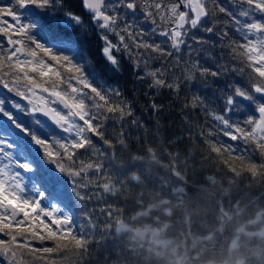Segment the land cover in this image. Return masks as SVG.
<instances>
[{
    "label": "snow or ice",
    "instance_id": "1",
    "mask_svg": "<svg viewBox=\"0 0 264 264\" xmlns=\"http://www.w3.org/2000/svg\"><path fill=\"white\" fill-rule=\"evenodd\" d=\"M231 2L236 6L235 12L220 6L218 0H81L82 8L90 16L89 23L70 11L65 0H8L7 4L0 0V35L4 37L0 40V86L27 102L21 104L0 98V256L8 264H57L53 257L58 258L60 253L70 250V246L77 250V255H81L80 250L86 252L91 230L96 225L88 219L86 208L82 210L86 224L74 225L69 203L72 199H91L86 192L91 186L102 187L104 193L113 194L120 192L117 183L126 186L124 180H114L107 173L104 182L91 178L104 172L105 160L112 159L92 137H98L104 145L114 149L112 141L105 138L108 114H114L111 118L118 123L132 114L121 99L119 85L113 86L102 78L81 45L82 40L91 38L93 29L103 41L102 56L110 69L117 73L121 71V62L114 52L125 53L133 59L136 68L140 67L141 57L147 65L149 60L174 54L179 66L182 47L187 46L186 80L195 79L197 72L201 77H221L229 71L243 74V68L230 69L219 61L217 70L213 71L200 65L199 60H193L194 55L207 52L203 45L209 43L203 37H197L193 30L215 33L220 38V46L231 49L232 59L246 57L248 66L260 82L251 84L252 91L234 83L229 85L232 92L224 94V112L212 115L216 125L207 133L216 140L208 139L207 143L217 156L226 152L242 165L246 164L252 177L261 175L264 161L259 165L253 162L252 153L258 149L264 156V102L255 96L260 94L264 99V0ZM214 8L231 17V24L226 21L223 28H218ZM257 14L261 19L256 18ZM206 18L211 26H205ZM143 23H150V30L141 27ZM229 26L243 43L231 39L226 42ZM66 30L73 34H67ZM189 33H192L190 39L200 47L194 48L188 43ZM110 35L116 37L115 43L109 39ZM156 35L165 37L166 41L156 43L152 39ZM166 42L167 48L164 46ZM146 75L152 78L150 87L166 86L179 90L178 83L166 84L160 68L148 71ZM249 80L252 81L253 77L249 76ZM236 97L251 102L258 116L234 120L229 113L239 112L244 107ZM202 104L201 97H193L191 107ZM152 106L156 109L155 103ZM12 110L29 117L43 114L65 135L42 136V121L34 119L31 123L35 127L27 125ZM132 124L136 125L137 121ZM221 134L230 141L239 140L246 145L254 143L256 148L246 150L237 144L224 143L219 139ZM120 135L118 143L126 146L123 133ZM148 151L150 160L134 155L131 162L144 161L150 172L152 163H159V160L151 148ZM224 163L229 164L228 161ZM229 168L237 176L241 174L231 164ZM174 175L177 182L185 181L180 171H175ZM126 179L141 185L151 177L142 172ZM209 180L215 183L212 177ZM167 183L163 181L160 187ZM172 192L184 214L188 217L197 214L184 199V187L174 186ZM144 195L141 189L138 205L143 204ZM169 203L168 199H162L160 207L164 209L161 214L171 217L173 212L167 208ZM230 205V201L228 205L219 201V207ZM153 210L158 211L147 206L141 215L149 217ZM103 211L105 209H101ZM119 211L108 206L109 217ZM154 220L159 224L160 215ZM109 227L106 222L105 234ZM127 230L126 224L117 222L116 233H126ZM48 241L52 246L46 245ZM123 264H128L124 258Z\"/></svg>",
    "mask_w": 264,
    "mask_h": 264
},
{
    "label": "trees",
    "instance_id": "2",
    "mask_svg": "<svg viewBox=\"0 0 264 264\" xmlns=\"http://www.w3.org/2000/svg\"><path fill=\"white\" fill-rule=\"evenodd\" d=\"M3 4H7L8 0H2ZM220 6L225 7L228 11L235 12L236 6L231 0H218ZM66 7L77 15H81L86 22L90 23L89 14L82 8L81 0H65ZM181 10H184L181 7ZM216 13V19L219 21L218 28H223L227 21L231 24V17L226 13H220L218 8L213 9ZM60 13H58L59 15ZM257 19H261L257 14ZM5 19H8L5 17ZM246 19V18H241ZM205 26H211V22H205ZM146 30H150L151 26L145 23L141 24ZM67 34L72 35L70 30H66ZM228 37L226 42L236 40L243 43V39L229 26ZM197 37H203L209 41L203 45L207 52H201L199 56H193V60H199L200 65L216 71L217 61L228 65V67L240 69L243 68V74L237 71H229L221 77H201L197 72L195 79L188 81L185 76V61L189 59L187 46L182 47L181 60L179 66L175 62V54L165 57L164 59L149 60L145 65L143 57H141L140 67L136 68L133 59H129L125 53H115L114 55L121 62V71L119 73L112 71L106 63L105 58L101 54L103 41L99 38L96 30H92L91 38L81 41V45L86 52L88 58L94 64L96 70L107 83L115 86L119 85L122 93L121 99L126 102L132 114L126 116L124 121L118 123L116 119L111 118L114 114H108L109 119L106 121V139H110L115 146L109 148L103 144L98 137H92L94 142L102 151L110 154L112 159L105 160L104 172L99 176H92L94 180L104 182L105 173L109 174L114 180H124L126 186L120 183L116 187L120 192L104 193L102 187L91 186L86 190L87 194L92 198L86 201H77L72 199L69 208L73 212V218L77 225L86 224L82 210L87 209L88 219L92 220L96 227L91 230V236L87 245V251H81V255H77L74 248L70 246V250L60 253L57 264H123V258L128 264H178L181 257H188L190 264H195L197 258L192 259L196 249L204 240L214 239L219 234V228L223 226L221 219V211L238 210L246 217H252L258 210H264V170L261 175L252 177L247 171V166L242 165L239 160H234L228 153L217 156L212 153L208 139L214 142L216 137H208L207 133L212 129L216 122L212 119V115L223 114L225 109L224 94H231L230 84H236L241 87L248 88L252 91L251 84L260 82V78L252 72V68L248 66L246 57L238 56L232 59L230 48H222L219 36L215 33L209 34L200 30H193ZM192 33H189L188 43L194 48L200 47L190 39ZM109 39L116 42V37L109 36ZM156 43L166 41L165 37L156 35L152 38ZM0 40L4 37L0 35ZM6 44V42H5ZM167 48V42L164 44ZM137 51L136 49L133 50ZM143 52V49H139ZM150 51V50H149ZM242 51V49H238ZM155 56L157 54L152 53ZM162 69L164 72L163 79L167 83H178L179 90L170 89L168 87H150L152 78L148 77V71ZM144 77L138 79V77ZM249 76L253 80H249ZM223 90V92L221 91ZM199 96L203 100V104L198 107H191L193 97ZM258 100L264 102L260 94H255ZM0 98L14 100L17 103L25 104L19 97L7 92L0 86ZM244 106L241 111L229 113L235 120L252 115L258 116L255 106L249 101L236 97ZM117 103L120 100L116 101ZM153 103L156 109L153 108ZM7 106V105H6ZM11 110V109H10ZM22 121L27 125H32V120L39 119L43 122V129L40 132L42 136L62 137L65 134L58 129L56 125L48 124L38 114L34 117L15 112ZM118 116L119 114H115ZM137 121L136 125L132 121ZM123 124V127H121ZM247 130L250 131V128ZM18 131V130H17ZM125 140L126 146H121L118 139ZM224 143H232L239 145L240 148L251 150L255 149L254 143L244 144L241 141H230L228 137H219ZM151 148L156 155L159 163H152L149 172L144 161L137 164L131 162V157L136 155L151 159ZM83 152V150H80ZM171 154V155H170ZM235 155V153H233ZM253 162L258 165L264 161V156L260 155L257 149L252 153ZM228 161L233 167L240 171L237 176L230 171ZM165 165H171V168H165ZM175 171H180L185 176V181L177 182L174 175ZM144 173L146 179L144 183L138 185L136 182H130L126 178L130 175ZM91 175V174H90ZM212 177L215 180H209ZM163 181H168L167 185L160 187ZM174 186H182L185 188L184 199L188 201L190 207L195 209L196 215L188 217L184 214L183 209L177 205L175 194L172 192ZM67 189V185H66ZM144 190L143 204L138 205L137 200L140 198L139 193ZM168 199L170 201L167 208L173 212L171 217L161 214L164 211L160 207V201ZM223 200L225 205L231 202L229 207H219V201ZM198 203V207H197ZM108 206L113 209L120 210L112 217L108 216ZM145 206H152L158 209L153 210L152 215L148 218L140 217L136 220L137 225H152L158 228L156 236H144L143 238L135 237L130 233H116L114 230L116 221L129 219V216L138 209ZM101 209L105 211L101 212ZM160 215V223H155V216ZM110 225L108 233L105 234V224ZM74 224V222H73ZM165 225H169L164 228ZM227 229L226 237H230V220L224 227ZM249 243V242H248ZM258 250H254V246L244 248L241 247L243 256L242 264H264V239L257 242L251 241ZM47 246H52V242H46ZM40 247L39 244L36 245ZM214 254L204 257L213 258ZM180 257V259H177ZM0 264H8L7 260L0 256ZM41 264V262H37Z\"/></svg>",
    "mask_w": 264,
    "mask_h": 264
},
{
    "label": "flooded vegetation",
    "instance_id": "3",
    "mask_svg": "<svg viewBox=\"0 0 264 264\" xmlns=\"http://www.w3.org/2000/svg\"><path fill=\"white\" fill-rule=\"evenodd\" d=\"M264 210L256 211L252 217H246L238 210H223L221 211V219L223 221V226L219 228V234L212 240H204V243L200 244V247L195 250L192 259L197 258L198 264L205 260H211L216 262L217 264H242V250L241 247L248 248L254 246L255 249H259L258 246H255L251 241L257 242L260 239H264V234H248L244 233V231H256L260 228V226L264 222L263 217ZM133 214V213H132ZM132 214L129 216V219L123 220L129 225V229L126 233L133 234L135 237L143 238L144 236H156L150 233H145L143 236L139 237L133 233V229H141V228H152L158 233V228L146 223V225L139 226L136 223V220L140 217L148 218L145 216H137L134 219H131ZM256 214H258L257 217ZM227 218L230 220V232L229 238L225 236L227 233V229H224ZM154 219V218H151ZM249 242V243H248ZM210 254H214L213 258L204 257ZM177 259H180L178 257ZM178 264H190V259L188 257H181Z\"/></svg>",
    "mask_w": 264,
    "mask_h": 264
},
{
    "label": "water",
    "instance_id": "4",
    "mask_svg": "<svg viewBox=\"0 0 264 264\" xmlns=\"http://www.w3.org/2000/svg\"><path fill=\"white\" fill-rule=\"evenodd\" d=\"M146 25H148V26H151V24L150 23H145ZM159 36V35H158ZM159 37H163V36H159ZM40 117H42L48 124H52V125H55L54 123H52L47 117H45L43 114H38ZM258 115V114H257ZM147 206H145L144 208H142V209H138V210H136L133 214H132V216H131V219H134V218H136L137 216H143V215H141V211L142 210H144L145 208H146ZM258 216V214H256V216L255 217H257ZM263 217H264V213H263ZM117 222L118 223H124V224H126L127 225V229H129V225L126 223V222H124V221H122V220H118V221H116V223H115V227H114V230H115V228H116V226H117ZM116 232V231H115ZM154 232H156L154 229H152V228H141V229H137V228H135V229H133V233L135 234V235H137V236H139V237H141V236H143L145 233H150V234H153ZM243 232L244 233H248V234H258V235H262V234H264V222H263V224L260 226V228L258 229V230H256V231H244L243 230ZM198 264H217L216 262H214V261H211V260H205V261H202V262H200V263H198Z\"/></svg>",
    "mask_w": 264,
    "mask_h": 264
},
{
    "label": "rangeland",
    "instance_id": "5",
    "mask_svg": "<svg viewBox=\"0 0 264 264\" xmlns=\"http://www.w3.org/2000/svg\"><path fill=\"white\" fill-rule=\"evenodd\" d=\"M24 102H25V104L27 103L26 101H24ZM71 215H72V220H74L72 210H71ZM73 222H74V225H77V223L75 221H73Z\"/></svg>",
    "mask_w": 264,
    "mask_h": 264
}]
</instances>
